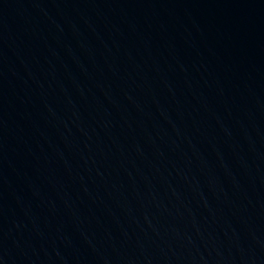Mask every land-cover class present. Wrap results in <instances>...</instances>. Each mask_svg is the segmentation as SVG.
<instances>
[{
    "label": "water",
    "instance_id": "1",
    "mask_svg": "<svg viewBox=\"0 0 264 264\" xmlns=\"http://www.w3.org/2000/svg\"><path fill=\"white\" fill-rule=\"evenodd\" d=\"M0 264H264V0H0Z\"/></svg>",
    "mask_w": 264,
    "mask_h": 264
}]
</instances>
